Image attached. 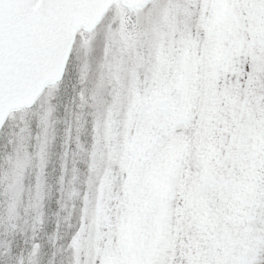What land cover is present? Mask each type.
<instances>
[{"label":"snow or ice","instance_id":"1","mask_svg":"<svg viewBox=\"0 0 264 264\" xmlns=\"http://www.w3.org/2000/svg\"><path fill=\"white\" fill-rule=\"evenodd\" d=\"M101 29L100 79L81 107L102 105L106 87L113 99L87 153L72 264H264V0H0V126L51 97L77 37L90 48ZM51 115L40 117L34 209ZM26 169L6 190L9 231ZM42 223L38 213L26 253L0 244V257L40 264Z\"/></svg>","mask_w":264,"mask_h":264},{"label":"rangeland","instance_id":"2","mask_svg":"<svg viewBox=\"0 0 264 264\" xmlns=\"http://www.w3.org/2000/svg\"><path fill=\"white\" fill-rule=\"evenodd\" d=\"M83 39L84 37H77L71 64L63 81L50 89L51 97L46 94L28 112L11 113L12 118L0 126V216L6 215L9 199L6 190L11 191L9 185L14 184L19 169L27 165L18 209L19 227L15 231H9L6 225L0 224V244L10 243L13 255L26 253L32 243L35 216L42 213L43 223L36 230V240L41 244L40 264H72V256L66 257L65 252L59 251L56 245L59 237L66 233V228L78 231L81 226L79 221L82 212L79 209L80 214L75 213V207L80 205L82 211L83 197L88 191L90 172L87 153L95 141L96 119L113 99L110 87H106L102 92V105L89 99L81 107L80 92L86 91L90 97L100 79L106 37L101 29L90 48L82 46ZM86 62L90 65V71L87 80L82 81L81 67ZM49 106L52 107V115L44 169L45 194L39 209H34L30 205L39 174L36 154L44 136V124L40 117ZM77 116L80 117L79 121ZM73 176H76V180L70 183ZM73 187L79 192V196L69 199V191ZM77 231L73 232L71 238ZM18 237L21 238L16 242ZM27 245L28 248H25ZM24 248L27 250L24 251ZM0 264H10L9 258L0 257Z\"/></svg>","mask_w":264,"mask_h":264},{"label":"trees","instance_id":"3","mask_svg":"<svg viewBox=\"0 0 264 264\" xmlns=\"http://www.w3.org/2000/svg\"><path fill=\"white\" fill-rule=\"evenodd\" d=\"M79 204H81V202H79ZM76 209H75V213H79L80 214V212H82L81 211V206L80 205H78L77 207H75ZM79 209H80V212H79ZM71 219L73 220V216L71 217ZM79 223H81V220L79 221ZM74 231H77L76 229H69V228H66V233L65 234H63V235H61L60 237H59V241H58V243H57V245H56V248L59 250V251H61L62 250V252H65V254H66V257L67 256H69V257H71L72 256V258H73V250L71 249V247H70V243H71V240H72V235H73V232ZM68 235H70V236H68ZM20 238L21 237H18V240H16V242L17 241H19L20 240ZM16 239V238H15ZM25 248H28V245H27V247H25ZM25 248H24V251H26L25 250ZM17 255V254H16Z\"/></svg>","mask_w":264,"mask_h":264}]
</instances>
